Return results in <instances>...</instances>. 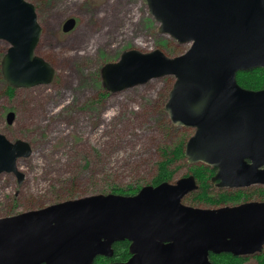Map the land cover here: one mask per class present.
I'll return each instance as SVG.
<instances>
[{
  "label": "water",
  "instance_id": "95a60500",
  "mask_svg": "<svg viewBox=\"0 0 264 264\" xmlns=\"http://www.w3.org/2000/svg\"><path fill=\"white\" fill-rule=\"evenodd\" d=\"M158 31L189 44L170 57L161 49L124 51L102 68L112 93L173 75L165 111L175 126L194 128L186 143L190 165L217 169L219 188L264 186V88L241 86L240 71L264 68V0H143ZM76 25L64 23L68 32ZM43 34L29 0H0L1 60L16 89L49 85L56 68L36 53ZM16 119L7 114V123ZM30 142L0 132V173L25 179L20 158ZM198 189L195 175L144 185L134 195L93 194L0 218V264H94L130 241L131 258L112 264H213L210 254L255 256L264 249V200L217 208L184 202Z\"/></svg>",
  "mask_w": 264,
  "mask_h": 264
},
{
  "label": "rangeland",
  "instance_id": "374dc122",
  "mask_svg": "<svg viewBox=\"0 0 264 264\" xmlns=\"http://www.w3.org/2000/svg\"><path fill=\"white\" fill-rule=\"evenodd\" d=\"M29 1L36 5L43 28L36 52L57 72L51 84L19 88L9 96L1 71L9 44L0 40V132L32 145V154L18 161L25 174L23 182L13 173H0V218L67 200L69 193L79 198L113 193L111 189L118 184H150L162 159L161 147L179 142L182 134L187 141L195 131L170 127L174 124L165 104L175 77L154 78L112 93L103 87L102 68L129 49L150 52L159 48L174 57L189 44H178L159 32V23L143 0ZM71 17L76 25L66 32L63 26ZM9 111L16 114L11 125L6 121ZM163 111L165 117H161ZM85 159L89 160L87 171L82 170ZM201 164L190 165L187 157L176 162L172 181ZM263 187L213 189L242 192L240 204L263 200L259 195ZM194 192L185 197V203ZM263 254L264 249L257 256ZM255 256H247L244 264H259Z\"/></svg>",
  "mask_w": 264,
  "mask_h": 264
},
{
  "label": "trees",
  "instance_id": "16d2710c",
  "mask_svg": "<svg viewBox=\"0 0 264 264\" xmlns=\"http://www.w3.org/2000/svg\"><path fill=\"white\" fill-rule=\"evenodd\" d=\"M237 80L239 84L245 88L254 90L263 89L264 68H255L249 71H240L237 74ZM103 87L105 88V90L109 91L104 84ZM15 90L16 88L8 85L6 88V93L12 97ZM170 92L168 95H170ZM160 114L161 117L166 116L164 111ZM170 127L174 130H179L181 128L176 127L175 125L173 126L172 124H170ZM170 136H172V134H170ZM180 138L181 139L179 140V142L173 141V144L171 146L164 145L161 147L162 159L157 162V170L155 175L152 177L150 184L156 186L166 181L173 182L172 179L176 173V169L172 168V165L178 161L184 160L186 157L185 148L187 141L185 140V134H182ZM85 162V168L82 169L83 171H87L88 168L86 167L89 164V160L85 159ZM190 169L192 172L190 174L195 175L198 181V189L194 192L192 197L185 200L189 205H192L190 204L192 202L199 203V205H201L200 203H202L207 205L208 207H219L227 204L236 205L239 204V201H241V199H243V194L240 191L230 192L221 190L218 192H214L213 188L217 186V184L212 180V178L216 174L217 169L205 164L190 167ZM142 186V184H129L124 187L122 184H118L111 189V192L123 195H134L141 189ZM259 195L264 196V192L259 193ZM68 198H76V195L73 193H69ZM262 199L264 200V198ZM130 245L131 243L128 240L116 242L113 245L114 255L112 257L99 256L94 261V264H112L113 262L128 261L132 256ZM255 257L259 261V264H264V254L260 256L256 255ZM247 259V256H235L231 253L210 254V260L213 264H244Z\"/></svg>",
  "mask_w": 264,
  "mask_h": 264
},
{
  "label": "bare ground",
  "instance_id": "6f19581e",
  "mask_svg": "<svg viewBox=\"0 0 264 264\" xmlns=\"http://www.w3.org/2000/svg\"><path fill=\"white\" fill-rule=\"evenodd\" d=\"M151 14V13H150ZM152 15V14H151ZM153 16V15H152ZM159 23V22H158ZM160 24V23H159ZM37 53V52H36ZM176 80V79H175Z\"/></svg>",
  "mask_w": 264,
  "mask_h": 264
}]
</instances>
